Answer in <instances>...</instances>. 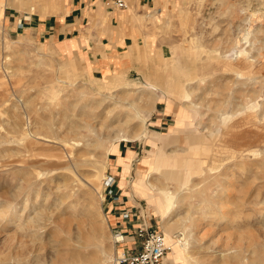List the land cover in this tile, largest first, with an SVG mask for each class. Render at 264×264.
Wrapping results in <instances>:
<instances>
[{"label": "rangeland", "instance_id": "1", "mask_svg": "<svg viewBox=\"0 0 264 264\" xmlns=\"http://www.w3.org/2000/svg\"><path fill=\"white\" fill-rule=\"evenodd\" d=\"M24 1L3 0L7 14L24 18L17 34L0 20V208L27 204L20 224L42 216L27 231L16 222L0 226V264H16L18 256L28 264H117L118 233L133 237L143 222L165 233L166 218L155 217L130 186L145 173L147 151L181 146L171 126L201 145L205 138V162L169 213L167 221L188 218L170 234V248L185 253V264H264V0H154L149 7L126 0L119 11L103 0L75 11L63 0L61 22L41 18ZM98 10L100 26L93 23ZM64 19L112 52L82 66L83 58L50 38L63 31ZM37 22L49 24L45 36L30 26ZM135 45L143 61L134 59ZM153 93L161 98L152 112ZM141 112L147 140L156 134L164 143L151 146L145 133L127 142L140 129ZM133 117L127 130H112L113 121ZM221 193L239 205L229 225L213 217L222 213ZM63 197L72 203L56 211ZM186 229L193 231L187 247Z\"/></svg>", "mask_w": 264, "mask_h": 264}, {"label": "crops", "instance_id": "2", "mask_svg": "<svg viewBox=\"0 0 264 264\" xmlns=\"http://www.w3.org/2000/svg\"><path fill=\"white\" fill-rule=\"evenodd\" d=\"M21 1H22V3L20 2L21 6H24L25 1L24 0H21ZM143 1H144L143 2L144 6L149 7L150 3H152L154 0H143ZM70 2L74 10L77 11L78 9L82 7V5L86 3V0H70ZM62 4H63V0H31V3L29 5L35 9V11L33 12H38L41 18H45L49 14H51V15H55L57 19L61 22L62 19L60 16L58 17L57 11L62 6ZM4 8H5V4L3 3V0H0V20H5L4 24L5 26L7 24V28H9V31H11L10 28H12L11 35H15L18 33V29L20 27L23 28L24 18L20 16H16L13 13L7 14L8 8H5V9ZM133 9H134L133 7L129 8L127 12V15H129V17L131 18L132 16H135L134 13H136L135 9L134 10ZM148 9L155 10V11L157 10L156 8H148ZM33 12H30L31 14L29 12H26L27 17L32 15ZM102 15H103L102 12L99 11V13H97L96 16L93 17V23L95 25L100 26L103 23V20L99 17V16L102 17ZM107 15L109 16L111 14L107 13L106 16ZM119 17L120 16L114 17V19L116 18V20L118 21ZM32 20L33 19L28 18V22L29 21L34 22ZM109 23L110 24H107V25H109V29L110 28L112 29L114 25H112L111 22ZM74 24H75V20L74 21L72 20L69 23H67L66 19H64L63 26L65 27L63 31H58V32H61V33H58V35L62 34L63 40H59L60 37H58V35L55 38L53 34L50 35V38H53L54 40H56L57 44L63 41L68 46L72 56L74 54V56L77 58L78 57L81 59L83 58L84 60H83L82 66L85 64L89 65L88 60L92 64H97V61L100 60L101 58L99 56L100 52H106L107 54H110L112 52V51L109 52L105 48V44L103 43V41L101 40L99 41L98 39H94V41H92L91 37H85L86 36L85 31H81L80 29H77V28L69 29V26H72ZM48 25L49 24L45 22H37V24L30 23V26L36 27V31L38 28L37 26H40L41 28L38 30V32L39 34H42L43 36H45V34L48 33L47 31ZM93 37H96V36L94 35ZM135 46H136V51L133 53L134 59L136 61H140V60L143 61L141 54L137 50V45ZM127 47L128 49H130V46H127ZM95 56L97 59L94 58ZM115 60L117 59L112 58L111 62ZM102 62L105 64V66L112 65L111 63H109L108 61H105L104 59H102ZM107 73L108 72H104V74H107ZM138 91L144 92V90H141V89ZM153 96H155V99H153L154 108L152 112L155 111L156 104H157L156 102L159 101L161 98L155 93H153ZM174 128L172 129V126H171L169 132L170 134L175 135L173 141L181 144V146L169 152H167V150L164 149V145L157 147L156 148L157 151H153V150L147 151L148 157L144 163L146 166L145 173L143 175L138 174L136 180H134L130 186L131 188L130 191H131L132 196H136L137 198L144 201L147 208L152 210L154 216L157 217L158 219L160 217H163L162 213L165 211L164 207H166V202L163 200V198H161L162 201L160 202L159 198L157 197V194L160 192V189L161 188L165 189L168 192V191H171V189H175L177 185L179 186V188L187 187V185L183 181H181L182 178L186 176L190 179L191 175L202 171L203 163L205 162V158H204L205 148L203 147L205 138H203V145H201L199 142H195V141L193 142V133L190 132L189 130L178 132ZM143 139L145 140L148 139L147 132H145V138ZM143 139H136V140L141 141ZM157 140L161 143H164L166 141V138H163L161 136H156V134H152L149 140H147V142H149L148 144H150L151 146L153 145L156 146L155 142ZM127 142H133V140L127 141ZM114 151L115 152L117 151L116 148ZM162 154H165V156H163ZM128 155L130 157H133L134 153L131 152ZM124 168L125 170L130 168V166H128V163H124ZM152 183L156 185L157 187L156 189L152 188ZM130 200L133 201V199H130ZM171 210L172 209H168V213ZM109 220H112V218H110ZM162 225H163V220H162ZM159 227H161L160 223H159ZM126 232L127 230H124L122 233L123 235L121 234L123 241H124L122 245L125 246L126 248H130L133 245V237L132 235L131 237L129 235H126L127 234ZM165 235H166V241L168 242L167 244H169V246L171 247L172 239L170 238V235H167L166 233ZM122 245H120L119 254L122 252V249H123ZM184 255L185 253H183V251L177 250L175 252L172 249V253L170 254L168 258V264H173L175 257H176V260L179 261L180 264H185Z\"/></svg>", "mask_w": 264, "mask_h": 264}, {"label": "bare ground", "instance_id": "3", "mask_svg": "<svg viewBox=\"0 0 264 264\" xmlns=\"http://www.w3.org/2000/svg\"><path fill=\"white\" fill-rule=\"evenodd\" d=\"M154 14V13H153ZM142 98V97H141ZM141 103V101H137V104ZM134 105H136V102L133 103ZM153 109V107H152ZM114 110H108L107 113L105 114L106 115V120L109 121V117L111 116L112 112ZM130 117V116H129ZM139 120H140V129L135 132L134 135H130L127 137V139L129 140H135V139H139L140 137H142L145 133V122H146V115H144L142 112L139 114V116H136ZM136 117H133V118H129L126 122L124 123H120L118 120L117 121H113L111 123V128L112 130L114 131H117V130H120V129H126L127 130V127L128 125L130 124L131 120H133L134 118ZM94 125V123H93ZM98 126V125H97ZM29 128V127H28ZM98 134L101 132V130H98L97 129L95 130ZM30 135V133H29ZM119 139V135H116L115 136V140ZM85 139H83L84 141ZM86 146H89L88 142L86 141L85 142ZM76 147H80L82 145H80L79 143H75ZM81 154H85V155H88V152L86 151H81ZM154 170V169H153ZM182 181L184 183H187L190 181L188 177H184L182 178ZM186 184V185H187ZM152 188L156 189V185L154 183H152ZM185 190L186 188L185 187H180L178 189H176V191L174 192H171V191H166L165 189H160V194L163 198V200L166 202V207H164L165 211L162 213L163 214V218H166V221H163V222H166L164 223V231L167 235H170V234H173V232L177 231L178 229H181V226L188 220V218H179L178 220L176 221H167V219L169 218L168 216H170V212L168 213V209H172L176 202L180 199V197L182 195L185 194ZM68 197H63L60 202L56 205L57 208H56V211L58 210H61L62 207L64 206H69L70 203L72 202H67ZM219 200H220V205L222 207V213L221 214H216L215 216H213L215 218V222H220L222 221L223 224H226V225H229L232 223V217H233V214H232V210L233 209H238L237 207L239 206L238 205V202L230 197L228 199H226V197H224L223 193L220 194V196H218ZM64 205V206H63ZM238 205V206H237ZM70 207V206H69ZM27 204H25L24 206L20 207L19 210L17 211H12L10 207H3V208H0V226L2 227L3 225V228L7 227L8 225L10 224H13V223H18L19 221H21L23 218L22 216L27 213ZM167 217H165V216ZM42 216V214H38L36 217H33V218H30V217H26L25 218V222L20 224L18 223L16 226L18 229H22V230H30V229H35V228H38L39 227V220H40V217ZM190 216V215H189ZM14 225V224H13ZM95 228V227H94ZM188 234V236L186 237V239L184 241H181V243L183 244V246L187 247L189 245V237L192 236L193 234V231L192 230H188L186 229L185 230ZM163 233V231H162ZM164 234V237H165V241H166V235ZM37 234V233H35ZM19 236V235H18ZM37 239V236L34 235V240ZM101 239V236H97V241H99ZM124 243V241L122 242V244ZM168 242L166 241V244ZM35 241L32 242V245L35 246ZM174 244V243H173ZM168 246V253H167V256H166V264H168V258L170 256V254L172 253V249L170 248L169 244H167ZM37 247V246H36ZM173 248V247H172ZM174 251V250H173ZM20 254V253H19ZM21 255V254H20ZM174 255V254H173ZM36 258V257H35ZM34 258V260H35ZM3 260H1L2 262ZM16 264H28V260L27 259H24L23 256L22 257H17L16 258ZM35 263L36 264H41L40 260L37 258L35 260ZM33 263V264H35ZM4 264V263H3ZM7 264V262H6ZM173 264H180V263H177V260H176V257H175V260H174V263Z\"/></svg>", "mask_w": 264, "mask_h": 264}, {"label": "built area", "instance_id": "4", "mask_svg": "<svg viewBox=\"0 0 264 264\" xmlns=\"http://www.w3.org/2000/svg\"><path fill=\"white\" fill-rule=\"evenodd\" d=\"M107 9L124 10L127 7L126 0H103ZM125 213L123 219L130 218ZM115 242L122 243L120 233L114 236ZM168 246L164 234L143 222L135 228L133 234V245L130 248H123L120 254L116 255L117 264H166Z\"/></svg>", "mask_w": 264, "mask_h": 264}]
</instances>
